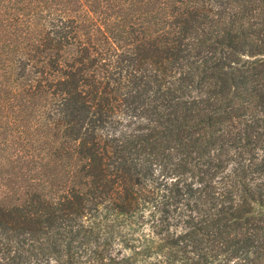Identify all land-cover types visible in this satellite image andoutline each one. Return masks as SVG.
I'll return each instance as SVG.
<instances>
[{
	"label": "trees",
	"instance_id": "trees-1",
	"mask_svg": "<svg viewBox=\"0 0 264 264\" xmlns=\"http://www.w3.org/2000/svg\"><path fill=\"white\" fill-rule=\"evenodd\" d=\"M0 264H264V0H0Z\"/></svg>",
	"mask_w": 264,
	"mask_h": 264
}]
</instances>
